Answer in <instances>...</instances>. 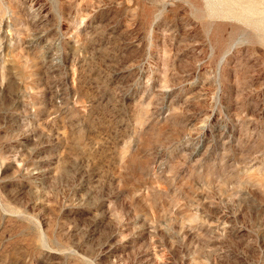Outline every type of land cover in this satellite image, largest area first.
I'll use <instances>...</instances> for the list:
<instances>
[{"label":"rangeland","instance_id":"obj_1","mask_svg":"<svg viewBox=\"0 0 264 264\" xmlns=\"http://www.w3.org/2000/svg\"><path fill=\"white\" fill-rule=\"evenodd\" d=\"M0 264H264V0H0Z\"/></svg>","mask_w":264,"mask_h":264}]
</instances>
